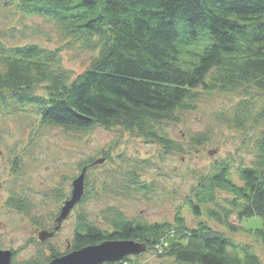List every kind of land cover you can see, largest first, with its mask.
<instances>
[{
    "label": "trees",
    "instance_id": "trees-1",
    "mask_svg": "<svg viewBox=\"0 0 264 264\" xmlns=\"http://www.w3.org/2000/svg\"><path fill=\"white\" fill-rule=\"evenodd\" d=\"M16 1L21 12L50 19L83 49L97 52L87 70L72 78L61 67L58 50L35 44L12 48L0 41V101L7 97L20 108H34L47 126L76 132L118 127L168 150L175 145L160 125L174 122L177 110L193 109L198 88L264 91V0ZM246 110L248 103L241 102L234 123L248 119ZM254 144L252 163L237 169L239 183L229 177V163H214L187 205L196 217L205 214L234 232L230 217L260 219L261 226L247 230L264 240V133ZM216 192L227 195L223 204ZM6 206L29 209L14 197ZM112 214L106 230L79 216L69 251L131 240L177 264H264L247 246H237L204 222L190 229L179 214L173 224ZM57 256L52 251L42 264ZM138 260L129 256L114 264ZM11 262L18 264L13 256Z\"/></svg>",
    "mask_w": 264,
    "mask_h": 264
},
{
    "label": "rangeland",
    "instance_id": "rangeland-1",
    "mask_svg": "<svg viewBox=\"0 0 264 264\" xmlns=\"http://www.w3.org/2000/svg\"><path fill=\"white\" fill-rule=\"evenodd\" d=\"M0 41L12 48L35 44L58 50L61 67L72 78L97 57L50 19L21 12L16 0H0ZM196 93L193 109L177 110L176 122L160 125L175 145L168 150L118 127L76 132L47 126L34 108H20L7 97L0 101V249L15 251L13 261L18 264L33 259L42 264L52 251L60 256L71 252L68 245L79 216L106 230L117 210L127 220L146 224H173L177 214L190 229L204 222L264 261V240L247 230L261 226L260 219L240 222L232 216L234 232L205 214L196 217L187 205L193 188L214 163H229V177L239 183L237 169L252 163L254 143L264 133V91L250 86L229 93L198 88ZM241 102L248 103V119L239 126L234 119ZM83 168L86 196L56 231V216ZM10 197L24 201L29 209L7 207ZM216 197L223 204L227 195L216 192ZM43 231L53 236L41 242ZM138 264L177 263L145 250Z\"/></svg>",
    "mask_w": 264,
    "mask_h": 264
},
{
    "label": "water",
    "instance_id": "water-1",
    "mask_svg": "<svg viewBox=\"0 0 264 264\" xmlns=\"http://www.w3.org/2000/svg\"><path fill=\"white\" fill-rule=\"evenodd\" d=\"M86 168H83L80 174L72 180V191L69 199L64 201L60 209L56 226L57 231L60 224L66 219L69 213L80 202L84 196V179L86 176ZM53 233L43 231L39 236L41 242L50 239ZM146 250V245L136 243L134 241H109L96 244V246H86L83 249L65 253V255L57 256L47 264H108L117 263L119 260L129 256H139ZM12 251L0 249V264H11Z\"/></svg>",
    "mask_w": 264,
    "mask_h": 264
}]
</instances>
